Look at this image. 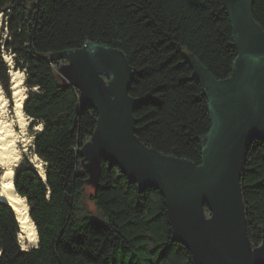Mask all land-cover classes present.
Segmentation results:
<instances>
[{
	"label": "trees",
	"instance_id": "obj_1",
	"mask_svg": "<svg viewBox=\"0 0 264 264\" xmlns=\"http://www.w3.org/2000/svg\"><path fill=\"white\" fill-rule=\"evenodd\" d=\"M8 36L0 39V84L11 97L10 66L25 71L23 109L43 129L35 152L46 162L47 183L30 163L17 167L14 185L26 197L38 246L24 249L14 209L0 200V264H194L173 239L165 198L107 158L95 178L82 148L92 136L97 109L62 72L67 59L51 53L101 42L121 49L136 71L130 94L137 135L151 147L202 163L201 138L212 120L201 82L186 60L192 53L219 79L231 75L237 50L223 0H0ZM264 27V0L254 1ZM248 233L264 238V140L248 143L242 172ZM106 222L85 201L86 188ZM208 214L209 208L206 206Z\"/></svg>",
	"mask_w": 264,
	"mask_h": 264
},
{
	"label": "water",
	"instance_id": "obj_2",
	"mask_svg": "<svg viewBox=\"0 0 264 264\" xmlns=\"http://www.w3.org/2000/svg\"><path fill=\"white\" fill-rule=\"evenodd\" d=\"M254 1L223 0L237 50L230 76L219 79L196 55H186L212 120L200 141V164L139 138L135 110L140 99L130 94L136 71L121 49L90 42L47 55L49 61L67 59L75 67L74 84L98 111L96 128L82 148L92 176L103 157L141 191L158 189L173 239L190 250L194 264H264V238L258 245L251 241L241 183L250 139L264 140V27L255 18ZM104 74L111 77L106 84ZM41 177L47 183V175Z\"/></svg>",
	"mask_w": 264,
	"mask_h": 264
},
{
	"label": "bare ground",
	"instance_id": "obj_3",
	"mask_svg": "<svg viewBox=\"0 0 264 264\" xmlns=\"http://www.w3.org/2000/svg\"><path fill=\"white\" fill-rule=\"evenodd\" d=\"M10 75L12 108L14 112V119L11 121L3 117L8 100L0 85V166L3 167L0 176V200L7 202L14 209L20 225L18 233L19 241L23 248H27L38 243L39 235L36 224L30 215L27 199L16 190L14 178L16 169L21 163V155L18 152V141L19 139H23L27 128L28 116L23 109V105L28 94L25 86V72L11 69ZM16 126H19L20 131L17 130ZM41 129L42 127H40ZM32 165L45 177L46 162L38 154H36Z\"/></svg>",
	"mask_w": 264,
	"mask_h": 264
},
{
	"label": "rangeland",
	"instance_id": "obj_4",
	"mask_svg": "<svg viewBox=\"0 0 264 264\" xmlns=\"http://www.w3.org/2000/svg\"><path fill=\"white\" fill-rule=\"evenodd\" d=\"M7 36H8V32H7L6 26L4 24V17L1 14V16H0V39H5ZM2 50H3L4 58L8 62L10 68L14 69L13 54L6 51L5 49H2ZM62 72H63L64 76L66 77V79L73 84L75 83V81L77 80V78L79 76L78 71L70 63L63 65ZM101 78L105 84L111 81V77L107 74L102 75ZM25 86H26V92H27V94H29V87L26 84H25ZM1 87H2V85H1ZM10 88H11V86H10ZM2 90L4 92L5 97L8 100L7 101L8 105L5 107V112L3 113V117L5 119L11 121L14 119V112H13V108H12V106H13L12 88H11V97L8 96L7 92L4 90L3 87H2ZM40 127L43 128V124L41 122L31 124V118L29 116L27 117V128L25 130V135H24L25 137L23 136V139L22 140L19 139V141H18V152L21 155L20 165L25 164V163L32 164L33 161L35 160L36 152H35V146H34V139H35L36 134H38V132L40 131ZM16 128H17V130L20 131L19 126H16ZM2 171H3V167L0 166V176H1ZM92 192H93L92 187L90 185H88L86 188V197H85V201L87 203V206H88L89 210L91 211L92 215L97 220H99L102 223H105L106 222L105 215L102 212L100 213L98 211L95 203L93 201H91L89 198V195Z\"/></svg>",
	"mask_w": 264,
	"mask_h": 264
}]
</instances>
